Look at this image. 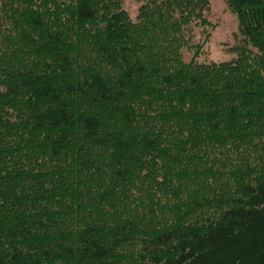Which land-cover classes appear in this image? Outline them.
Wrapping results in <instances>:
<instances>
[{"label": "trees", "instance_id": "16d2710c", "mask_svg": "<svg viewBox=\"0 0 264 264\" xmlns=\"http://www.w3.org/2000/svg\"><path fill=\"white\" fill-rule=\"evenodd\" d=\"M123 1L0 0V264H264V0Z\"/></svg>", "mask_w": 264, "mask_h": 264}, {"label": "rangeland", "instance_id": "374dc122", "mask_svg": "<svg viewBox=\"0 0 264 264\" xmlns=\"http://www.w3.org/2000/svg\"><path fill=\"white\" fill-rule=\"evenodd\" d=\"M209 11L206 15L211 22L207 28V39L202 48L198 61L224 62L233 59L236 54L233 48L240 42L238 18L230 11L224 0H208ZM140 1L124 0L123 8L128 11L132 20L138 13ZM200 35H197L199 38ZM205 37V34H202ZM191 54L184 53V59L189 60Z\"/></svg>", "mask_w": 264, "mask_h": 264}]
</instances>
